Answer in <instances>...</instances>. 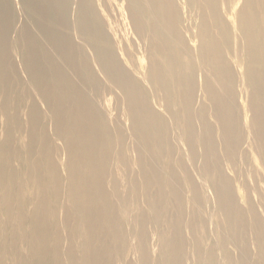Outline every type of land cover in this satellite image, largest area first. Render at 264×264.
Masks as SVG:
<instances>
[{"label":"bare ground","instance_id":"bare-ground-1","mask_svg":"<svg viewBox=\"0 0 264 264\" xmlns=\"http://www.w3.org/2000/svg\"><path fill=\"white\" fill-rule=\"evenodd\" d=\"M117 15L123 16V23ZM0 23L6 33V27L14 26L11 75L21 87L16 98L24 117L18 130L23 131L22 138L16 139L21 145L26 140V152L16 155L18 162L27 164L19 169L38 176L47 194L53 191L68 199L78 214L80 231L89 219L84 214L87 202L98 204L101 188L115 190L116 184L107 176H95L88 164L77 170L66 166L63 175L56 173L48 166L50 135L68 152V159L76 151L97 164L94 131L118 124L119 110H126L149 153L158 154L155 144L163 146L166 120L176 126L190 158H207L210 145L217 152L211 144L215 130L221 145L231 144L233 133L241 139V117L248 132L264 144V0H0ZM4 39L0 50L5 54ZM7 74L0 71V78L6 79ZM25 96L28 104L21 105ZM111 96L117 107L110 114L102 107ZM2 137L1 164L5 162L2 150L11 138L8 132ZM196 146L204 152L199 155ZM156 165L149 164L143 172L144 190L150 175L158 182V195L146 198V203L152 212L157 210L156 202L163 200L166 187L178 207L183 206L182 196L160 178ZM164 167L166 175L183 180L194 199L196 185L189 184L195 180L192 175L183 174L181 167L174 169L166 163ZM1 178L0 190L4 187ZM55 180H62L57 191ZM45 202L50 213V199ZM139 215V223L133 222L138 233L133 234L136 231L126 230L132 222L123 208L115 209L110 230L115 240L122 233L124 241L137 238L143 251ZM38 221L30 215L28 223L37 231L32 237L43 235L46 240L57 221L43 226ZM40 250H46V242ZM85 252L84 246V264L89 260ZM69 257L66 252L63 264L69 263Z\"/></svg>","mask_w":264,"mask_h":264},{"label":"rangeland","instance_id":"rangeland-1","mask_svg":"<svg viewBox=\"0 0 264 264\" xmlns=\"http://www.w3.org/2000/svg\"><path fill=\"white\" fill-rule=\"evenodd\" d=\"M117 19L123 23V16L117 15ZM6 28L7 33L0 23V40L5 38L2 44L7 51L4 54L0 50L3 65L0 71L8 73L6 79L0 78V148L3 132H8L11 137L8 146L2 150L5 162L0 163V175L4 181L0 190V264H63L66 252L70 253L68 264H84V246L89 258L85 264H264V144L248 132L243 117L238 131L241 139L233 133L232 143L221 145L219 131L215 130L211 144L217 152L210 145L207 158H190L180 140L181 134L168 120L163 146H154L159 150L158 154L147 152L126 110H119L118 124L94 131L96 148H99L97 164L76 151L72 159H68V152L62 150L59 141L50 135L48 166L56 173L63 175L66 166L77 170L88 164L91 172H96L95 176H107L116 184L115 190L106 186L101 188V202L98 204L87 202L84 214L89 219L82 225L84 230L80 231L76 221L78 214L68 199L55 196L53 191L47 194L40 186L38 176L19 169V165L27 168L26 162H18L16 155L26 152V140L21 145L16 139V136L22 138L23 131L18 130L24 117L16 98L21 94V87L11 75L15 62L10 53L14 26ZM24 91H28L26 85ZM241 100L238 98V105ZM25 104H28L26 96L21 102V105ZM116 107L111 96L102 109L113 113ZM158 112L163 113L164 109L159 107ZM238 114L242 116V112ZM261 127L264 128V121ZM196 147L199 155L201 150L204 152V148ZM165 163L174 169L181 167L183 174L192 175L195 180L190 182L183 177L189 184L194 182L196 185L194 199L184 188L183 180L165 174ZM149 164H157L160 178L173 185L182 196L183 206L178 207L162 185L165 187L164 198L156 202L157 210L152 212L145 200L158 195V182L150 175L149 186L144 190L143 172L147 171ZM203 168H207L209 174ZM55 181L53 188L57 191L62 180ZM69 182H72L71 176ZM45 198L50 199L53 210L50 213ZM42 201L44 209H40ZM95 206L97 209L93 211ZM120 208L132 222L126 230L136 231L133 234L138 233L133 222L139 223V214L142 215L139 229L143 232L140 235L144 242L143 251L139 249L137 238L124 241L123 233L120 240L112 237L111 221L115 219L111 215ZM30 215L39 219L40 226L56 219V226L46 240L43 235L32 237L37 231L32 223H28ZM21 217L26 220H20ZM64 219H67L66 223ZM177 219L179 223L176 225ZM44 242L46 250L43 252L40 249ZM27 255L34 258H27ZM47 257L52 259L48 261Z\"/></svg>","mask_w":264,"mask_h":264}]
</instances>
